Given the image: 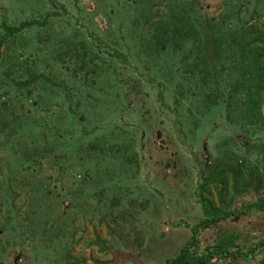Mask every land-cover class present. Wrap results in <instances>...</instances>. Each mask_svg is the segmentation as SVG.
<instances>
[{
	"label": "rangeland",
	"instance_id": "374dc122",
	"mask_svg": "<svg viewBox=\"0 0 264 264\" xmlns=\"http://www.w3.org/2000/svg\"><path fill=\"white\" fill-rule=\"evenodd\" d=\"M262 38L264 0H0V264H264V175L207 181L262 166Z\"/></svg>",
	"mask_w": 264,
	"mask_h": 264
},
{
	"label": "trees",
	"instance_id": "16d2710c",
	"mask_svg": "<svg viewBox=\"0 0 264 264\" xmlns=\"http://www.w3.org/2000/svg\"><path fill=\"white\" fill-rule=\"evenodd\" d=\"M256 33V28L251 26L249 29L246 30L245 37H247V34ZM250 39H253V36H249ZM261 38L259 37V40ZM264 40V38H262ZM263 55L258 53V60L255 61L254 64L249 66L248 70H250L252 73H255L254 81L249 85L248 87V107L246 110V118H250L252 120L251 123L259 122L264 120V112L262 110V101L264 100V63L261 62V58ZM250 89V91H249ZM257 91L256 94L254 92ZM247 149H249L247 147ZM258 154L261 156L262 159H260V163L262 166H258L257 164H247L248 158H246L244 155H242L241 158L238 159V161L227 163L224 160L219 159V161L223 162L222 164H228L229 166L222 167L220 170L216 171V173L213 176H210L207 181L209 183L212 182L214 179H219L220 181L224 182L222 178H219L220 176H224L227 171L233 170V176L235 180H237L238 176L241 173H244L245 169L248 172V176L254 177L258 174L260 171L262 175H264V141L262 142L260 148H258ZM224 159V158H223ZM257 181L252 182L248 181L247 179H243V189H247L251 186L256 187H264V178L257 177ZM237 185L239 186L238 181L235 182L234 188L237 190ZM264 204V200H258L257 205L262 206ZM209 205V206H208ZM215 209V205L212 201L208 200L207 205L205 206V210L208 212V209ZM213 212V211H212ZM209 213V212H208ZM219 217V216H217ZM207 221L215 222L217 220L215 219H209L207 218ZM235 234H228L227 236L221 237L215 244L212 246H208L205 248V250L202 253H199L195 249H193V245L197 242V236H193L192 240H190L187 244H185L179 251L178 255L175 257H172L170 259H167L165 262L160 264H209L211 260L220 253L228 252L229 247L234 243L235 241ZM251 251L254 250V247H250Z\"/></svg>",
	"mask_w": 264,
	"mask_h": 264
}]
</instances>
